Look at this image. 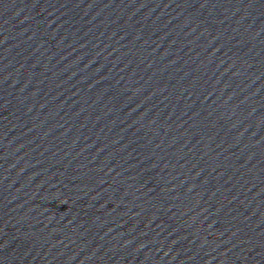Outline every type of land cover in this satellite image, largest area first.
Returning a JSON list of instances; mask_svg holds the SVG:
<instances>
[{"label":"water","instance_id":"obj_1","mask_svg":"<svg viewBox=\"0 0 264 264\" xmlns=\"http://www.w3.org/2000/svg\"><path fill=\"white\" fill-rule=\"evenodd\" d=\"M0 264H264V0H0Z\"/></svg>","mask_w":264,"mask_h":264}]
</instances>
